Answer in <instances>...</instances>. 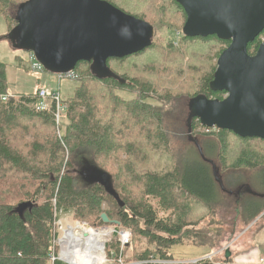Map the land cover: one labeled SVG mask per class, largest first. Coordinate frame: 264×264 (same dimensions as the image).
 <instances>
[{
    "label": "trees",
    "instance_id": "trees-1",
    "mask_svg": "<svg viewBox=\"0 0 264 264\" xmlns=\"http://www.w3.org/2000/svg\"><path fill=\"white\" fill-rule=\"evenodd\" d=\"M27 1L0 0L9 33L18 7ZM104 1L148 22L155 34L166 30L168 42L154 38L142 53L110 59L112 78L100 79L91 64H78V85L62 100L63 135L55 103L39 112L36 93L9 94L7 67L0 62V264H64L53 260L61 212L91 228L116 226L104 223L106 215L131 233L132 243L146 240L148 247L134 253V264L175 261L170 249L177 245L215 248L214 238L219 241L225 232L217 221L220 211L234 215L233 234L264 213V140L207 129L190 117L189 104L197 96L225 98L209 84L217 68L212 60L218 61L230 42L181 34L179 44L176 34L187 16L175 0ZM263 41L264 31L249 44V54ZM85 162L111 176L123 208L103 185H88L73 173V164L83 168ZM244 186L250 191L236 195ZM24 203L32 206L18 212ZM121 247L109 246L107 258L119 262Z\"/></svg>",
    "mask_w": 264,
    "mask_h": 264
},
{
    "label": "water",
    "instance_id": "water-1",
    "mask_svg": "<svg viewBox=\"0 0 264 264\" xmlns=\"http://www.w3.org/2000/svg\"><path fill=\"white\" fill-rule=\"evenodd\" d=\"M175 1L187 16L185 37L216 36L230 42L209 84L211 91L225 92L226 97L219 100L197 96L189 104L190 117L207 129L264 140V42L255 55L248 52L249 44L264 31V0ZM15 22L8 34L11 44L33 53L44 70L55 75L74 72L78 64L85 62L100 79L112 78L110 59L142 53L152 47L155 37V29L148 22L104 0H28L18 7ZM83 170L88 185H103L124 207L108 173L88 162ZM31 206L21 204L17 211ZM262 216L264 213L254 224ZM102 218L105 224L119 225L106 215ZM232 256L227 249V263Z\"/></svg>",
    "mask_w": 264,
    "mask_h": 264
},
{
    "label": "rangeland",
    "instance_id": "rangeland-1",
    "mask_svg": "<svg viewBox=\"0 0 264 264\" xmlns=\"http://www.w3.org/2000/svg\"><path fill=\"white\" fill-rule=\"evenodd\" d=\"M11 27L15 26V22L13 21L10 25ZM8 33H9V25H7V22L4 17L0 16V62L6 65V76H7V82H8V93L11 95H30L35 94L39 89H46L49 92H56L59 93L62 100H66L67 98L71 97L73 95L74 90L76 89L78 82L76 80L63 78L60 79L59 76L49 73L46 70L44 71H33V61L31 59V56L29 55V52L23 51L19 48H15L11 42L8 39ZM181 34H183V29L176 34V41L179 43L181 39ZM156 36L154 38L157 39V43H163L166 44L168 42V36L166 34V30L158 31L155 34ZM184 36V35H183ZM264 42V41H263ZM180 44V43H179ZM209 57V56H208ZM206 58V57H204ZM22 60L24 61L22 66L19 67V64H21ZM156 61L157 59L154 58ZM157 62V61H156ZM188 62V61H187ZM213 64H216L217 61L214 59L212 60ZM124 96L126 98H132V96L128 93H125ZM134 96V95H133ZM226 97V95H225ZM134 98V97H133ZM185 113V108L182 109ZM62 121H61V132L62 135L64 134V124L66 123L65 113H62ZM64 122V123H63ZM63 124V126H62ZM176 146H180V143L177 142ZM183 146V144H182ZM82 166V165H81ZM81 166L77 164H73V173L77 176L78 173H75L76 170H80ZM84 166V165H83ZM239 192L244 191L245 193L250 191V187L244 186L242 189L237 190ZM200 211V210H199ZM232 215V214H230ZM224 215L222 211H220L217 216V221L222 223L225 232L222 235V237L217 239L215 237V241L217 245L213 249H205L202 247H196L192 244H185V245H177L173 246V248L170 249V253L173 254L175 261L178 263L182 262H192L196 260H201L204 258H208L212 256L211 259L212 264H242L240 261H245L246 258L249 259H255L258 255H255L256 253H249L248 255H245L242 257V259L236 258L231 259L229 263L225 260V254L226 250L230 249V251L234 254H236L235 248H237L238 245H240L242 242H245L249 244L253 239L252 237L256 235L255 243L258 246L264 245V236L258 237L260 231L259 228L264 223L263 216L254 224V222L259 218H257L254 222L249 224L248 226H240L237 228V231L233 234L232 229L234 227L233 221H234V215ZM84 224L83 222H80L78 220L74 219V216L71 212L69 213H63L59 214L57 218V226L55 227V232H57V235H59L60 238L64 237V230L68 225H75V224ZM68 224V225H67ZM88 225V224H87ZM89 226V225H88ZM204 227H206V224H203ZM217 228H220V226H212L211 230H216ZM64 229V230H63ZM95 230L103 231V230H112L113 233L111 236L106 237V242L103 247L104 250V256L106 259L105 264H134L135 261H133V256L136 251L143 252L147 249L148 244L146 240L144 239H137L135 242L133 241L132 244H129L128 246L121 247V260L119 262H114L112 260H109L107 258L106 249L111 247V250H113L114 246H118L120 244L121 236L120 231L124 228L118 226H110V227H102V228H92ZM259 231V232H256ZM262 231V230H261ZM212 235H210L211 237ZM54 249L57 252L58 257L61 256L62 253V243L58 241L55 245ZM261 252H264V248L260 249ZM259 250V251H260ZM108 252V251H107ZM206 254V255H205ZM233 257V256H232ZM260 258V257H259ZM259 258L256 260L250 262H256ZM61 259V258H60ZM62 263H65L61 260Z\"/></svg>",
    "mask_w": 264,
    "mask_h": 264
},
{
    "label": "bare ground",
    "instance_id": "bare-ground-1",
    "mask_svg": "<svg viewBox=\"0 0 264 264\" xmlns=\"http://www.w3.org/2000/svg\"><path fill=\"white\" fill-rule=\"evenodd\" d=\"M112 233V230L99 231L79 223L68 225L61 242V260L67 264H105L103 247L106 237Z\"/></svg>",
    "mask_w": 264,
    "mask_h": 264
},
{
    "label": "built area",
    "instance_id": "built-area-1",
    "mask_svg": "<svg viewBox=\"0 0 264 264\" xmlns=\"http://www.w3.org/2000/svg\"><path fill=\"white\" fill-rule=\"evenodd\" d=\"M29 55L31 56V59L33 61V66L32 69L33 71H44L43 66L37 61L36 57L34 56L33 53H29ZM59 76L60 79L63 78H68V79H72L75 80L77 78V75L74 72H69L67 74H59L57 75ZM36 96L37 98H39V102L37 105V110L39 112H45L48 111L50 106L55 103V107H56V112H55V122L56 125L58 126V134L61 135V121H62V113H65L66 111V107L62 104V98L60 97L59 93L56 92H49L46 89H39L36 92ZM4 101L6 100V97L2 98ZM62 214V212L60 213V215ZM57 226V222L55 224V227ZM120 236H121V240L120 244L122 245V247L128 246L129 244H132V235L129 231L127 230H121L120 231ZM57 239L59 242H62L63 238H60L59 235H57V237L54 240V244H57ZM213 257L210 256L208 258H204L201 260H196V261H192V262H182V263H178L174 260H166V259H160V260H154L152 259L151 261L147 262L149 264H196L200 261L203 260H210ZM56 259H58L60 261V257H58V255H56V257H53V260L55 261ZM250 264H264V257H260L256 262L250 263Z\"/></svg>",
    "mask_w": 264,
    "mask_h": 264
},
{
    "label": "crops",
    "instance_id": "crops-1",
    "mask_svg": "<svg viewBox=\"0 0 264 264\" xmlns=\"http://www.w3.org/2000/svg\"><path fill=\"white\" fill-rule=\"evenodd\" d=\"M263 236H264V229L262 231H260L259 235H257L256 240H258V237L261 238ZM255 237H256V235H254L252 237L253 240L249 244L242 242L240 245H238L237 248H235L236 254L233 253V257L231 259L236 258L238 256L239 257L238 259L240 260V259H242L243 256L248 255L251 252L256 253L255 255H258V256L255 259H249L248 260V258H246V260L244 262L240 261V263H242V264H250V262L256 260L257 258L264 257V252H261V250H260L261 248H264V245H262V246H258L257 244L253 245V242L255 243V239H254Z\"/></svg>",
    "mask_w": 264,
    "mask_h": 264
},
{
    "label": "flooded vegetation",
    "instance_id": "flooded-vegetation-1",
    "mask_svg": "<svg viewBox=\"0 0 264 264\" xmlns=\"http://www.w3.org/2000/svg\"><path fill=\"white\" fill-rule=\"evenodd\" d=\"M77 171V170H76ZM83 168H81L80 170H78V172H79V176L81 177V179L85 182V178H84V175H83Z\"/></svg>",
    "mask_w": 264,
    "mask_h": 264
}]
</instances>
